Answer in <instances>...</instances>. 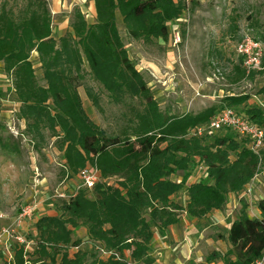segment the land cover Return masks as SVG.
Instances as JSON below:
<instances>
[{"label": "trees", "instance_id": "obj_1", "mask_svg": "<svg viewBox=\"0 0 264 264\" xmlns=\"http://www.w3.org/2000/svg\"><path fill=\"white\" fill-rule=\"evenodd\" d=\"M94 5V23L76 6L71 12V30L59 39L53 36L47 0H26L19 10L10 1L0 7V74L3 71L12 77L18 118L27 122L34 138L43 139L48 130L61 139L58 147L70 173L77 174L88 165L99 173L98 181L89 188L92 193L79 189L59 205L58 215L36 220L33 238L10 245L13 257L7 258L8 264H130L124 258L126 251L132 259L151 264V222L165 231L180 222L181 213L206 217L222 209L228 195L242 191L264 167V147L259 153L253 151L250 139L231 128H207L202 135L193 134L222 109L245 104L248 95L226 96L198 113L170 114L161 109L125 49L117 26L118 12L131 36L147 41L167 39L168 24L181 16L184 1L94 0ZM33 53H37L45 85L38 80ZM86 62L93 79L114 102L122 103L126 97L138 100L120 133H108L84 109L79 88L85 81ZM234 71L233 83L257 73L264 75V57L259 69L248 72L240 56ZM85 91L102 112L99 93L89 85ZM244 114L264 129L260 107L248 108ZM4 127L0 121V131ZM0 144L6 147L1 138ZM194 156L204 165L206 175L189 183ZM178 171H184L181 181L171 178ZM112 178H118L119 187L109 182ZM185 187L189 201L183 206L172 197ZM258 208L260 216L252 218L247 204L243 205L229 230L231 249L223 255L213 252L208 264L217 258L224 264H256L264 258V198ZM81 226L108 257L79 248L83 240L74 234ZM73 247L78 250L71 255ZM6 252L0 249L4 258Z\"/></svg>", "mask_w": 264, "mask_h": 264}, {"label": "rangeland", "instance_id": "obj_2", "mask_svg": "<svg viewBox=\"0 0 264 264\" xmlns=\"http://www.w3.org/2000/svg\"><path fill=\"white\" fill-rule=\"evenodd\" d=\"M5 1H10V6L15 10L26 4V0H0V7ZM176 1H184L186 8L179 18L169 22L167 39L147 41L131 36L121 14L117 13V26L125 49L148 82L161 109L175 115L198 113L219 104L226 96L245 94L250 99L235 109L239 114H244L251 107H260L264 111V75L257 73L254 78H246L238 83L231 81L234 66L240 59L237 50L239 43L245 36L264 42V0ZM47 3L52 13L53 36L56 39L71 30V12L76 6L81 8L89 23L95 22L94 0H47ZM32 55L38 80L45 85L37 53ZM85 68V81L79 88L84 109L108 133L122 132L131 114L130 108L137 106L138 100L126 97L122 103L114 102L103 86L93 79L87 62ZM0 75L3 76L0 80L6 82L3 71ZM85 85L99 93L102 112L87 96ZM10 91V88H0V106L2 98L12 101ZM14 119L10 126L5 125L0 131L1 143L6 145L0 144V212L6 215L0 227L15 230L13 236L6 239L8 245L17 242V235L26 240L33 238L36 220L45 215H58L59 205L79 189L85 188L92 193L85 187L80 172L73 174L66 169L63 151L58 147L61 139L48 130L44 131L43 139L34 138L28 132L27 122L19 119L16 112ZM1 122L5 124L4 120ZM194 159L190 166L189 183L197 182L206 175L200 159L197 156ZM183 175L184 171H178L171 178L181 181ZM109 182L119 187L118 178H112ZM262 198L264 167L242 191L229 194L222 209H215L206 217L194 218L181 213L180 222L165 231L151 222L154 233L149 250L154 258L151 264H208L207 259L213 252L225 254L231 249L228 240L230 227L239 217L243 205L246 203L248 215L256 218L260 214L258 202ZM172 200L186 206L189 201L186 187ZM27 207H35L32 216L16 228L13 223L16 216ZM145 216L149 220L147 213ZM83 238L80 249L90 253L97 251L100 257H108L109 253L96 247L99 246L97 243L87 236ZM77 250L73 247L69 252L72 255ZM7 258L8 255L6 258L0 255V264H8ZM124 258L130 264H147L132 259L130 251L125 252ZM92 259L90 257L89 261ZM211 264L224 263L217 258Z\"/></svg>", "mask_w": 264, "mask_h": 264}, {"label": "built area", "instance_id": "obj_3", "mask_svg": "<svg viewBox=\"0 0 264 264\" xmlns=\"http://www.w3.org/2000/svg\"><path fill=\"white\" fill-rule=\"evenodd\" d=\"M239 55L242 57L243 66L248 72L260 67L264 44L260 40H254L251 36H245V38L237 46ZM5 121V125L10 126L14 121L5 120L2 115V106H0V121ZM221 130L224 128H231L235 130L239 135L248 137L251 142V148L253 151L259 153L264 147V129L258 126L256 123L248 119L244 114H239L234 108L227 107L219 111V113L212 118L207 126L198 127L193 131V134L202 135L205 129ZM19 135L18 132H16ZM85 187L93 188L99 179V173L94 167H85L80 172ZM35 207H27L23 209V212L18 214L15 218L16 228L22 226L23 222L32 216ZM6 219V215L0 212V223ZM15 232L14 228L0 227V249H6V253L10 259L13 254L11 252V246L8 245L6 239L13 236ZM16 241L19 244H25L26 239L23 236L17 235ZM30 245L31 243H27ZM256 264H264V258L258 260Z\"/></svg>", "mask_w": 264, "mask_h": 264}, {"label": "crops", "instance_id": "obj_4", "mask_svg": "<svg viewBox=\"0 0 264 264\" xmlns=\"http://www.w3.org/2000/svg\"><path fill=\"white\" fill-rule=\"evenodd\" d=\"M0 77H3V76L0 75ZM5 77L7 78V81L4 82V81L0 80V88L2 87V88H4V90L6 88L12 89V87H13L12 77L11 76H7V74H5ZM10 94H12V91L10 92ZM18 111H19V104L17 102L11 101L10 99H7V98H2V115H3L5 120L15 121L14 115H15V112L17 113ZM231 194H235V193H231ZM258 210H259V208H258ZM259 212H260V210H259ZM55 215L56 214H51L49 216H55ZM258 216H260V214ZM86 236L88 237L87 229L84 226L79 227L75 231V234H74V238L84 239L83 237H86ZM76 248H78V247H76Z\"/></svg>", "mask_w": 264, "mask_h": 264}]
</instances>
